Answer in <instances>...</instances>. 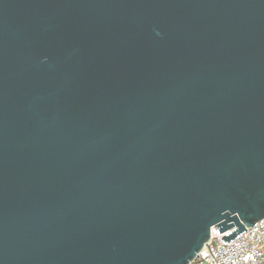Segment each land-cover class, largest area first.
<instances>
[{
  "label": "water",
  "instance_id": "obj_1",
  "mask_svg": "<svg viewBox=\"0 0 264 264\" xmlns=\"http://www.w3.org/2000/svg\"><path fill=\"white\" fill-rule=\"evenodd\" d=\"M263 219L264 0H0V264H190Z\"/></svg>",
  "mask_w": 264,
  "mask_h": 264
},
{
  "label": "built area",
  "instance_id": "obj_2",
  "mask_svg": "<svg viewBox=\"0 0 264 264\" xmlns=\"http://www.w3.org/2000/svg\"><path fill=\"white\" fill-rule=\"evenodd\" d=\"M231 242L212 229L208 244L190 264H264V219Z\"/></svg>",
  "mask_w": 264,
  "mask_h": 264
}]
</instances>
